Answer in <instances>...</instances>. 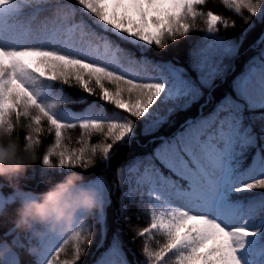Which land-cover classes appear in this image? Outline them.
<instances>
[{
  "label": "snow or ice",
  "instance_id": "6c2138e0",
  "mask_svg": "<svg viewBox=\"0 0 264 264\" xmlns=\"http://www.w3.org/2000/svg\"><path fill=\"white\" fill-rule=\"evenodd\" d=\"M205 3L0 0V130L13 136L27 121L24 140L35 149L45 130L54 135L39 157L44 169H59L60 175L68 169L88 170L97 155L106 163L116 145L135 137L136 124L128 116L142 120L143 134L149 135L170 115L204 98L196 117L186 119L171 135L156 137L151 153L125 164L123 172L118 169L120 215L128 210L123 201L148 205L149 222L136 231V236L148 238L142 246L143 264H264V0H222L244 19L239 42L218 35L219 26L234 27L235 21L200 10ZM257 25L261 32L253 45L256 55L231 80L229 91L216 99L213 93L230 69L226 61L239 55L244 36ZM194 30L204 33L202 45L190 57L194 75L147 57L152 46L164 49ZM64 86L96 96L118 111L108 113L95 104L81 112L65 108L74 101ZM213 101L212 110L204 113V106ZM160 106H168L166 115L160 114ZM77 127L79 147H70L66 131ZM96 134L104 142L91 143ZM79 174L80 186L94 190L100 206L88 213L95 223L77 210L66 229L61 225L50 232L36 224L24 232L37 264H84L93 229L107 239L111 188L102 176ZM34 194L0 183V225L10 221L14 204ZM156 236L163 242L156 240L153 248L149 241ZM11 245L5 251V241H0V261L18 264L13 249L25 245L19 238ZM93 264L131 262L113 235Z\"/></svg>",
  "mask_w": 264,
  "mask_h": 264
},
{
  "label": "trees",
  "instance_id": "16d2710c",
  "mask_svg": "<svg viewBox=\"0 0 264 264\" xmlns=\"http://www.w3.org/2000/svg\"><path fill=\"white\" fill-rule=\"evenodd\" d=\"M200 10L204 12L212 10L216 14L229 19V21H235L234 27L224 28L223 26H219L218 35L226 36L229 39L236 40L238 42L240 41L243 34L242 30L246 27L244 19L241 16H237L232 10L224 6L222 0H206L205 5L201 6ZM243 15L247 16L248 13L245 11ZM197 26L198 28L204 27L202 20H197ZM260 32L261 28L259 25H257L254 30L248 32L244 36L243 42L240 45L239 55L233 61H226V63L230 64V69L227 73L226 80L223 83L218 82L219 87L213 93L216 99H219L224 92L229 91L231 80L235 76L241 74L245 70L248 61L256 55V50L252 45H254L256 40L259 38ZM203 35V32L194 30L188 37L178 38L175 42L169 41L164 49H158L157 47L152 46L147 50L146 54L155 60L171 63L180 69H187L189 74L194 75L190 67V57L193 50L202 45L203 41L201 38ZM232 66L234 67L233 69ZM64 90L74 99L81 96H87L90 100H99L96 96H89L75 87L69 88L68 86H64ZM71 101L74 100L71 99ZM203 101L204 98H202L198 103L193 104L188 110L170 115L168 121L164 123V125L157 132L149 135L143 134V121L136 120L131 117L136 124L135 137L129 143L128 141H125L123 144L116 145L113 149L111 159L106 162L107 164L105 162H101L99 155H97V163L88 170H63L64 175L68 172H77L89 179L102 176L111 189L114 182L118 184L113 194H110V206L107 208L105 213L107 220V239L102 240L100 236L96 234L97 229H93V242L88 247V252L84 257V264H89L98 252L100 244L102 242L109 244L113 235L118 236L120 239L123 249L128 254L132 264H143L144 257L141 254L142 246L148 238L136 236V231L147 226V223L149 222L146 214L147 211L144 212L139 207H142V204H128L127 201H123L124 204L126 203L128 210L123 216L120 215L119 208L122 203L120 185L122 180L118 177V169L123 172V166L125 164L130 163L136 157L144 154L148 148L154 149L156 144L150 142V138L161 134H171L172 131L177 129L182 121L197 114V107ZM74 102L66 103V105L73 108ZM165 109V106H160V114L166 115L167 113ZM26 124L27 121H23L21 125L17 126L16 132L13 134V138L18 139L21 146L26 143L24 140V137L28 134V129L25 127ZM46 127L47 125L45 124V129ZM66 136L71 137L70 147H79V144L76 142L77 138L80 136V129L78 127L67 130ZM40 138L42 143L35 149L38 157L37 161L28 167L24 175L19 179L20 189L25 191L30 190L34 193H40L46 190L51 183L62 179L64 176L60 175L61 170L59 169H44L42 165H40L39 157L42 156L43 152L46 151L47 147L53 142L54 135H50L45 130L41 134ZM102 142H104V139L99 134L91 137V143ZM144 144H146L148 148H146ZM0 179L3 180L2 178ZM13 207H17V204H14ZM94 223L95 221L93 220L91 224ZM11 228H13V226L10 221L0 225V240L5 236V232H8ZM156 240H159L161 243L163 242L162 237L156 236L154 240L149 241L151 247H156ZM62 258L66 257L62 256Z\"/></svg>",
  "mask_w": 264,
  "mask_h": 264
},
{
  "label": "clouds",
  "instance_id": "9594fccd",
  "mask_svg": "<svg viewBox=\"0 0 264 264\" xmlns=\"http://www.w3.org/2000/svg\"><path fill=\"white\" fill-rule=\"evenodd\" d=\"M36 161L37 155L31 143L21 146L6 130H0V178L9 186L18 187L19 179ZM82 180L79 173L68 172L46 190L35 193L34 198L20 200L10 218L13 228L17 232H31L34 225L39 224L50 232L57 231L61 225L66 229L77 210L86 214L98 208L94 190L81 187ZM5 244V251L12 247L10 243ZM26 250L30 253V248Z\"/></svg>",
  "mask_w": 264,
  "mask_h": 264
},
{
  "label": "rangeland",
  "instance_id": "374dc122",
  "mask_svg": "<svg viewBox=\"0 0 264 264\" xmlns=\"http://www.w3.org/2000/svg\"><path fill=\"white\" fill-rule=\"evenodd\" d=\"M140 194V193H139ZM147 197V196H146Z\"/></svg>",
  "mask_w": 264,
  "mask_h": 264
}]
</instances>
